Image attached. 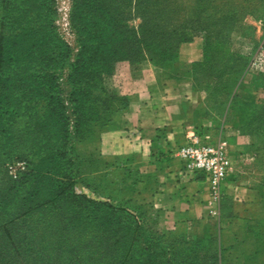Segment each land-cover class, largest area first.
Segmentation results:
<instances>
[{"label":"rangeland","instance_id":"rangeland-1","mask_svg":"<svg viewBox=\"0 0 264 264\" xmlns=\"http://www.w3.org/2000/svg\"><path fill=\"white\" fill-rule=\"evenodd\" d=\"M186 84L193 134L264 181V0H0V264H212L217 221L168 220L131 152Z\"/></svg>","mask_w":264,"mask_h":264},{"label":"crops","instance_id":"crops-1","mask_svg":"<svg viewBox=\"0 0 264 264\" xmlns=\"http://www.w3.org/2000/svg\"><path fill=\"white\" fill-rule=\"evenodd\" d=\"M164 88V104L143 122L147 128L156 129V138L146 136L131 151L142 155L135 173L146 181L142 184L139 180V186L149 184L151 193L144 197L150 195L157 204L169 206L168 220L214 218L225 264L264 261V181L252 182L250 174L247 183L243 176H229L219 197L214 198L206 178L190 175L177 153L193 134L192 113L184 112L179 105L193 88L187 84L177 91L171 85Z\"/></svg>","mask_w":264,"mask_h":264},{"label":"built area","instance_id":"built-area-1","mask_svg":"<svg viewBox=\"0 0 264 264\" xmlns=\"http://www.w3.org/2000/svg\"><path fill=\"white\" fill-rule=\"evenodd\" d=\"M178 155L185 163V169L192 176L202 175L206 178L210 193L219 197L222 186L231 174L233 161L227 149V142H213L208 137L192 134L178 147ZM11 173L15 174L13 166Z\"/></svg>","mask_w":264,"mask_h":264},{"label":"trees","instance_id":"trees-1","mask_svg":"<svg viewBox=\"0 0 264 264\" xmlns=\"http://www.w3.org/2000/svg\"><path fill=\"white\" fill-rule=\"evenodd\" d=\"M15 175L17 176V173H15ZM206 237L209 238L210 236L208 237V235H206L205 237H202V238L189 239V238H187L186 235H185V237L178 235V239L180 240V242H182V243H180V245H185L186 250H188V248H189V250L191 249L192 245H190L189 242H191L193 239L199 240L200 244H203V242H205L204 240ZM171 247H173V246H171ZM143 249L146 251L151 250L150 246H144ZM158 249H160L161 252H163L164 250L166 251L165 244H161ZM202 250H203V246H202ZM153 251H155V250L153 249ZM150 252H152V251H150ZM205 253H206V251H205ZM212 253L214 254V256L211 258V263L213 262L212 264H225L224 254L222 252V248L219 245V241H217L216 247L213 249ZM202 259H203V257H202ZM255 264H264V261H257V262H255Z\"/></svg>","mask_w":264,"mask_h":264}]
</instances>
